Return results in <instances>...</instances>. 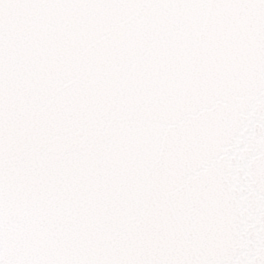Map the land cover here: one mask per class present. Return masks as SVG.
I'll use <instances>...</instances> for the list:
<instances>
[{
    "label": "snow or ice",
    "instance_id": "1",
    "mask_svg": "<svg viewBox=\"0 0 264 264\" xmlns=\"http://www.w3.org/2000/svg\"><path fill=\"white\" fill-rule=\"evenodd\" d=\"M0 264H264V0H0Z\"/></svg>",
    "mask_w": 264,
    "mask_h": 264
}]
</instances>
